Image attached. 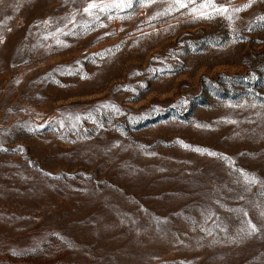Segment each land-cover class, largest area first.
<instances>
[{"label": "rangeland", "instance_id": "obj_1", "mask_svg": "<svg viewBox=\"0 0 264 264\" xmlns=\"http://www.w3.org/2000/svg\"><path fill=\"white\" fill-rule=\"evenodd\" d=\"M0 264H264V0H0Z\"/></svg>", "mask_w": 264, "mask_h": 264}, {"label": "snow or ice", "instance_id": "obj_2", "mask_svg": "<svg viewBox=\"0 0 264 264\" xmlns=\"http://www.w3.org/2000/svg\"><path fill=\"white\" fill-rule=\"evenodd\" d=\"M95 6H96L95 4L91 5V7H95Z\"/></svg>", "mask_w": 264, "mask_h": 264}]
</instances>
